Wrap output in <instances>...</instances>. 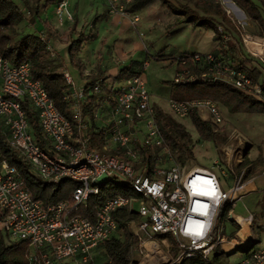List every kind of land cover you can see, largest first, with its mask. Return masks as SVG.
I'll return each instance as SVG.
<instances>
[{"label":"built area","instance_id":"built-area-1","mask_svg":"<svg viewBox=\"0 0 264 264\" xmlns=\"http://www.w3.org/2000/svg\"><path fill=\"white\" fill-rule=\"evenodd\" d=\"M119 1L107 0L109 12L124 13ZM67 5L68 0H56L53 28L72 21ZM136 20L137 16L132 19ZM217 28L226 40L224 26L217 24ZM242 38L248 53L264 57V53L248 49L246 34ZM259 40L264 47V39ZM48 48L54 58L49 43ZM193 60L206 65L202 76L208 74L264 101L261 81L243 69L213 53L196 54ZM148 62H142L141 71L110 86L114 90L112 106L104 113L100 109L95 112L97 118L108 123V129L99 137L86 129L84 87H76L68 72L62 73L69 91L66 97L74 99L70 116L56 108L42 82L33 77L27 61L15 64L0 53V135L37 179L51 185L65 181L74 184L69 198L45 203L33 197L18 169L0 153V234L28 243V264H104L100 245L111 237H123L117 220L123 210L136 217L129 222L146 249L151 243L166 250L168 258L156 264H219L215 250L220 246L223 251L224 233L216 230L217 215L225 203L232 202L241 192L245 169H241L235 184L223 189L211 168L143 165L141 146L151 147L154 157H159L158 150L165 151L167 147L156 107L150 104L148 85L142 77ZM193 77L185 70L176 73L173 81L190 82ZM102 91V80L96 79L91 92ZM168 106L179 117H190L196 112L202 120L210 121L213 135L223 131L221 106L214 100L169 98ZM26 107L36 112L38 138L30 126ZM142 122L147 131L140 140ZM233 138L235 143L223 149L227 163L232 150L241 153V147L249 145L240 134ZM242 161L243 155L238 163ZM111 179L128 181L130 194L106 198L96 206L93 219L77 213V207L86 205L90 197L98 194L100 184ZM231 211L227 219L238 229L239 223L231 217ZM245 218L250 225L252 215ZM171 244L174 256L169 251ZM234 264H264V246L250 248Z\"/></svg>","mask_w":264,"mask_h":264},{"label":"rangeland","instance_id":"rangeland-1","mask_svg":"<svg viewBox=\"0 0 264 264\" xmlns=\"http://www.w3.org/2000/svg\"><path fill=\"white\" fill-rule=\"evenodd\" d=\"M13 1L17 2L24 14V19L17 27L18 31L22 34L32 33L35 35L44 36L48 40H51V44H49V46H51L53 50H57L58 53L59 51H62L64 53V56H66L67 61L70 62V57L72 54H74L76 56V64L79 65L78 59L80 58L77 59V55L82 51L84 53V50L91 49L93 47L92 40L94 38V32L91 31V27L89 26L92 20H89L88 22H85L77 27L79 23L76 18V22L74 24L69 25L66 28L65 25L62 26L61 32H53L48 28L49 24L46 17H49L51 15L52 18L54 10L50 15L45 13V6H47L48 4L52 5L51 3H53V0L40 1V10L37 17L35 18L34 23L30 22L29 13L26 8V5H34V0ZM150 1L153 2L152 7L154 9H150V11H147V9L141 10V16L143 17V20L145 19V21L148 22L150 18H153L151 22L154 24V29L148 36L149 39H152L155 42H159V44H157L158 46H160V44L165 41H177L178 43H185L188 46L189 44H198L199 48H201L199 49L198 53L202 55L212 53L215 45H217L214 30L204 25H202V27L203 29H205L200 30L201 27H199V25L192 26L193 22L188 21V18H190L193 14H197L200 16L204 15L201 10L195 8V0H168V3L162 0ZM210 1L218 3L230 16L234 25L233 30L236 35V38L228 40L229 42H227V48H224L223 51L218 50V56H222L223 52L227 54L226 57L228 59L231 57L237 59L239 58V55H242L245 56V59L247 61L253 60L256 63L264 64V57H254L247 52V48L242 38L246 33H250L254 36L262 37L264 39V29H262L257 22L249 18L242 11V9L232 1ZM254 1L255 3H257V5L260 6V3L258 1ZM121 4L124 7L123 0L121 1ZM201 6L204 5H202L201 1H198V7L200 9ZM173 9H175V11ZM193 10H195L196 12H193ZM169 21L176 22L172 26L171 30H168L165 33L163 32V34L159 32V23L164 25ZM192 27H194L193 30L195 29L194 32H192L191 30ZM62 37V41L68 42L69 47L61 49L56 44V41H54V38ZM221 41L223 44H226V40L222 37ZM71 43L73 44L72 49H70ZM166 52L169 51H165V53ZM152 54H157V52L152 51L151 54H148L146 52L144 58L142 59V62L149 59V63L146 66L145 71L142 73V77L145 78L148 85V89L150 92V104L152 106L155 105L156 109H160L166 116L170 117L175 123H178L183 127L185 134L181 136V139L183 142H187V149L190 150V153L188 152V150L179 148L178 145L172 147L168 144V142L171 141L168 139L166 140V150H158L159 157H154L152 154L148 165L157 164L161 168L171 165H197L211 168L219 177L223 189H226L229 185H233L237 182V176L242 168H244L245 171L241 180V185L245 183L246 178H248L251 174H260V178L256 180V184L260 189V193L248 194L247 196H244L245 190L241 189V192L237 195V198L232 202H227L226 205L228 206V211L231 209L235 214L239 216L246 217L252 215V226L248 225V228L252 235V238L254 239V237H257L258 239V242L253 245V248H261L262 246H264V173L262 174V172L264 171V167L262 168V166H259L253 168L252 165L248 166V159L257 155L258 153H260V150L263 149L262 144L264 142V111H259L260 106L248 108L246 104H242V106L240 107L242 108V110L246 111H231L228 107L221 106L220 108L223 118V131L219 134L214 135L212 139H201L196 132L195 127L192 125L189 117H179L173 114L168 106V100L170 98V84L168 83V81L173 80L174 76L177 73L176 70H174L175 65L172 64L170 59L156 60L152 57ZM82 57L84 59V62L91 63L92 65H95V63L99 62L96 58H94V60L86 58L85 53ZM260 59H262L263 61H260ZM233 64L235 65L236 62ZM129 71L125 72L124 75L122 74V76H126V74L134 72L132 70L130 72ZM101 74V70H96L95 74L92 76V80L94 81L96 79H99ZM76 79L78 80V78ZM76 87H83V85H78ZM98 96H102V94L99 93ZM232 104L233 103H231V105ZM203 114H205V112H200V115ZM97 123L103 125L106 122L104 120H100ZM140 124L143 127V132H140L139 134V138L141 140L144 137V133H146L147 131V127L145 126V122H142ZM235 134L247 136L253 141V145L246 155V148L244 147H241V150H243L241 153H238V151L234 153L232 150L230 161L229 163H227L225 161L223 149L226 146L235 143L233 138V135ZM242 155L243 161L241 164H239L238 159L241 160ZM256 161H261V157L259 155ZM258 194V200H255ZM228 211H219L216 219V230H221V232H223L224 234H233L234 236L237 226L227 219ZM129 220H136V217L133 216ZM129 220L127 222V229L132 233V244L130 245L129 249L128 264H141L140 260L147 253V249L143 246L142 240L139 239L138 236H136V234L133 232L134 228L131 227V222H129ZM3 238L6 243L14 241V239L9 238L5 233L3 234ZM145 240H148L146 236ZM172 244L169 248V251L173 255V251L175 249L173 248ZM163 251L166 253L165 249H163ZM244 253L245 252H243L241 249H236L230 255H226L224 253L220 254V258L218 260L221 263L234 264L239 257L244 255ZM100 258L104 260L105 256L100 255Z\"/></svg>","mask_w":264,"mask_h":264},{"label":"trees","instance_id":"trees-1","mask_svg":"<svg viewBox=\"0 0 264 264\" xmlns=\"http://www.w3.org/2000/svg\"><path fill=\"white\" fill-rule=\"evenodd\" d=\"M40 1L42 0H34V5H26L31 23H34L35 18L38 15L40 10ZM162 1L167 3L169 2L168 0ZM198 1H201L202 5H204L201 6V9L198 7ZM231 1L241 8L249 18L257 22L260 27L264 29V0H256L260 3V6L257 5L254 0ZM194 6L195 8L201 10L204 15L200 16L193 14L190 18H188V21L193 22L195 26L204 25L212 28L215 32V40L220 44H222L221 37L223 38V36L218 30L217 24L224 26V29L226 30L225 34L228 36V39H226L227 42H229V39L236 38L233 30L234 25L230 16L218 3L210 0H195ZM173 10L175 11V9ZM193 12L196 11L193 10ZM23 19L24 14L17 2L13 0H0V53L9 58L15 64L27 61L30 64L33 77L42 82L48 96L53 100L56 108L63 114L70 116L71 106L74 99L66 97L69 93L68 87L65 84L63 73L58 71L59 65L55 62V58L51 57L49 54L48 42L39 35L32 33L22 34L19 32L17 27ZM72 46L73 44L71 43L70 49L73 48ZM196 54L200 53L194 52L178 56L163 52L152 54V57L156 60L170 59L171 62L175 64V70L177 73L186 70L189 74L194 75V79L190 82H174L173 80L168 81L170 84V98L176 100L208 98L216 101L222 107H228L231 111H246L240 108L242 104H246L248 108L260 106L259 111H264L263 100L246 95L220 79H213V77L208 74L202 76L201 74L205 73L207 67H205L206 65L203 62L193 60V57ZM213 54L223 60V58L218 56L217 52ZM70 60L74 62L73 54L71 55ZM228 62L233 64L236 61L231 60ZM240 65L241 64L239 62H236L235 64L238 68L248 72V75H250L253 79H257L258 73H251L254 69H249ZM127 71H129L128 68H121L117 74V78L124 77L122 74L124 75ZM139 71H141V67ZM139 71H134L130 74L137 73ZM94 81L91 80L84 86L83 113L86 119L83 122L91 135L93 134L102 137L104 132L108 129V123L98 125L95 122L97 118L95 116V112L97 109H100L101 112L104 113L110 108V106H112L114 102V90L110 86H106L102 80V96H98V94L91 92ZM262 88H264L263 84ZM101 101L103 103H101ZM231 103L233 104L231 105ZM26 110L30 126L35 134H37L38 138V118L36 112L30 107H26ZM156 112L162 134L166 140H171L168 144L172 147L178 145L179 148L188 150L187 142H183L181 139V136L185 134L183 127L180 124L175 123L170 117L166 116L160 109H156ZM189 119L201 139L204 140L213 138L214 135L212 133V125L210 121L202 120L196 112H193ZM140 149L141 153H143V165H148L152 155V148L148 146H141ZM188 152L190 153V150H188ZM0 153L11 165L18 169L33 197L42 199L45 203H54L70 197L74 186L72 182L65 181L58 185H51L44 183L31 175L28 172L24 161L20 159L17 153L6 143L2 135H0ZM257 193H260V191L252 194ZM117 194H130L129 182H122L113 179L106 180L100 184L97 195L90 197L86 205H80L77 207V213L86 215L93 219L96 206L106 198ZM258 198L259 194L255 200H258ZM227 207L228 206L225 203L221 208L222 212L228 211ZM133 216L134 214L126 210L118 213L117 220L120 227L123 229V237H111L102 242L100 248L105 256L104 264H128L129 249L132 244V233L127 229V222ZM250 225L252 226V224ZM230 235L233 236V234ZM253 241L257 243V237H254ZM239 248L240 247H236V249ZM28 250L29 246L26 241L20 240L6 243L3 236L0 234V264H28ZM222 253L226 254L222 251L220 246H217L215 250V261L219 264H226L221 263L218 260L220 258L219 255Z\"/></svg>","mask_w":264,"mask_h":264},{"label":"crops","instance_id":"crops-1","mask_svg":"<svg viewBox=\"0 0 264 264\" xmlns=\"http://www.w3.org/2000/svg\"><path fill=\"white\" fill-rule=\"evenodd\" d=\"M121 1L122 0H120L119 2L121 3ZM123 3L124 13H109L107 0H68L67 7L68 10L72 13L73 19L72 21L66 20L63 26L65 25L66 28L69 25L74 24L76 22V18L79 23L77 27L85 22H88L89 20H92L89 26L91 27V31L94 32V38L92 40L93 47L91 49L84 50V53L86 58L90 60H94V58H96L97 61H99L98 63H95V65L84 62V59L82 57L84 53L82 51L77 55V59L80 58L78 59V65L76 64V56L74 54V62H72L71 60L69 62L67 61L66 56H64V53L62 51H59L58 53L57 50H53L50 46V50L54 53V60L59 65L58 71L68 72L76 86L83 85L84 87L87 82L92 80V76L95 74L96 70H101L102 72L100 78H98L103 80L106 86H111L112 84L117 82L118 79H120L117 78V74L119 73L121 68L126 67L128 68V70L132 71L137 68L135 71H139L141 67L140 63H142V59L144 58L146 52L148 54H151L152 51L163 53H165V51H169L166 53H171L175 56H178L187 53L199 52V49H201L199 48L198 44H189L188 46L185 43H178L177 41H165L160 44V46H158L157 44H159V42H155L148 37L154 29V24L151 22L153 18H150V20L146 22L145 19L143 20V17L141 16V10L147 9V11H150V9H154L152 7L153 2L150 0H123ZM51 4L52 5L48 4L47 6H45V13L49 15L53 12V10L55 11L56 0H53V3ZM53 16L52 18L51 15L49 17H46L49 24L48 28L53 32H61L62 27H60L59 29H55L52 27L51 21L53 20ZM135 16H137V20L132 21ZM175 23V21H169L164 25L159 23L160 28H158V30L163 34V32L165 33L168 30H171L172 26ZM192 26L195 25L192 24ZM199 27H201L200 30L203 29L202 26ZM193 28L194 27H192L191 29L192 32L195 31V29L193 30ZM62 40L63 37L54 38V41H56V44L61 49L69 47L68 42ZM47 41L49 44H51V40L47 39ZM227 46V41L226 44H220L219 42H217V45H215V48L212 50V52L215 53L218 52V50L223 51V49L227 48ZM226 56L227 54L223 52V55L220 57L225 61L233 60L239 62L241 64L240 66L254 69V71H251V73H258L257 80L261 81V83L264 85V64L256 63L253 60L247 61L245 59V56L242 55H239V58H237L238 60L234 58L228 59ZM260 61L263 60L260 59ZM246 73L248 74V72ZM76 78H78V80ZM100 120L102 119L96 118L95 122L97 123ZM97 124L102 125L99 123ZM242 137L249 143V145L246 147V155L252 147L253 141L245 135H243ZM262 145L263 149L260 150V153L248 159V166L252 165L253 168L259 166H262V168L264 167V142ZM258 155L261 157V161H256ZM263 173L264 171L262 172V174ZM259 176L260 174H251L248 178H246V181L242 187V190H245L244 196L260 191L258 185L256 184V180L260 178Z\"/></svg>","mask_w":264,"mask_h":264},{"label":"bare ground","instance_id":"bare-ground-1","mask_svg":"<svg viewBox=\"0 0 264 264\" xmlns=\"http://www.w3.org/2000/svg\"><path fill=\"white\" fill-rule=\"evenodd\" d=\"M246 36L249 37L247 40V47L250 51H253L257 54L264 53L263 44L260 42L258 36H254L250 33H246ZM231 217L235 218L239 227L236 229V236H231L227 234H223L222 236V248L223 251L228 255L233 253L236 250V247L247 248L251 245L253 238L249 231V219L239 216L231 211ZM239 237V239L237 238ZM239 244V245H238ZM168 258L167 254L161 249L160 246H156L154 244L148 243L147 253L141 258V264H156V262L164 261Z\"/></svg>","mask_w":264,"mask_h":264},{"label":"water","instance_id":"water-1","mask_svg":"<svg viewBox=\"0 0 264 264\" xmlns=\"http://www.w3.org/2000/svg\"><path fill=\"white\" fill-rule=\"evenodd\" d=\"M254 244H255V241H252L251 245H249L247 248H239V249H241L243 252H247L250 248L253 247Z\"/></svg>","mask_w":264,"mask_h":264}]
</instances>
